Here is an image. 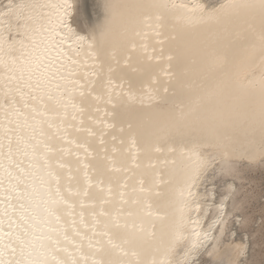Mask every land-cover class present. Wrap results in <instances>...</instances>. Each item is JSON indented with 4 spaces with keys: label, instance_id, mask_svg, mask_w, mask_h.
Returning <instances> with one entry per match:
<instances>
[{
    "label": "snow or ice",
    "instance_id": "1",
    "mask_svg": "<svg viewBox=\"0 0 264 264\" xmlns=\"http://www.w3.org/2000/svg\"><path fill=\"white\" fill-rule=\"evenodd\" d=\"M0 264H264V0H0Z\"/></svg>",
    "mask_w": 264,
    "mask_h": 264
}]
</instances>
